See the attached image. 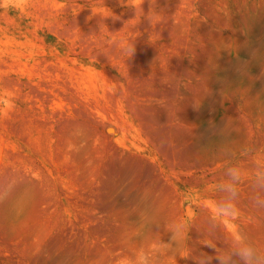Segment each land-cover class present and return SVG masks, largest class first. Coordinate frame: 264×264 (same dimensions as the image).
Segmentation results:
<instances>
[{"label":"rangeland","instance_id":"1","mask_svg":"<svg viewBox=\"0 0 264 264\" xmlns=\"http://www.w3.org/2000/svg\"><path fill=\"white\" fill-rule=\"evenodd\" d=\"M127 2L0 0V264L264 252V0Z\"/></svg>","mask_w":264,"mask_h":264},{"label":"clouds","instance_id":"2","mask_svg":"<svg viewBox=\"0 0 264 264\" xmlns=\"http://www.w3.org/2000/svg\"><path fill=\"white\" fill-rule=\"evenodd\" d=\"M141 0H135V4H129L127 2V6L133 7L135 9V18L133 20L138 21L141 16H144V12L142 11L141 7ZM112 16V13L107 10L103 17ZM146 19H149L151 22H155L158 17L152 11H149ZM113 19H119V17H113ZM130 20V21H133ZM107 28L103 25H99V32L103 33ZM108 31V30H107ZM121 47L124 49V54L128 57H131L134 52V45L130 42L126 44H122ZM244 173L238 167L229 168L227 171V181L221 185V189L226 191L229 195V203L224 205L225 210L228 212L229 215H237L238 210L235 208V198L239 192V183L243 178ZM257 179L261 182V185L264 186V174H260ZM258 203L264 206V198L259 199ZM183 233L177 227L173 239L180 240L182 239ZM212 247L211 244L208 245ZM236 256L238 257L240 264H264V252L259 250L258 248L254 247L251 244L243 243L241 241H237L235 247L228 253L221 254L218 259L220 264H231V257ZM127 264V262H125ZM137 264H147V259L145 257H141Z\"/></svg>","mask_w":264,"mask_h":264}]
</instances>
